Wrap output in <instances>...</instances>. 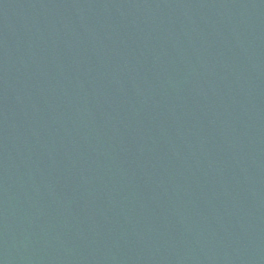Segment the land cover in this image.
I'll return each instance as SVG.
<instances>
[{"label": "water", "instance_id": "1", "mask_svg": "<svg viewBox=\"0 0 264 264\" xmlns=\"http://www.w3.org/2000/svg\"><path fill=\"white\" fill-rule=\"evenodd\" d=\"M0 264H264V0H0Z\"/></svg>", "mask_w": 264, "mask_h": 264}]
</instances>
